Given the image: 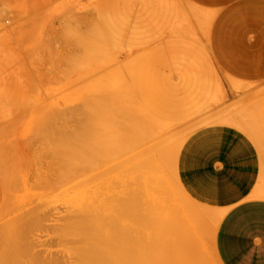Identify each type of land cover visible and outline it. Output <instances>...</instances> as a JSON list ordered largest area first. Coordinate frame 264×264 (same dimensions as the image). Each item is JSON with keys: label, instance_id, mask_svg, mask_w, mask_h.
<instances>
[{"label": "rangeland", "instance_id": "rangeland-1", "mask_svg": "<svg viewBox=\"0 0 264 264\" xmlns=\"http://www.w3.org/2000/svg\"><path fill=\"white\" fill-rule=\"evenodd\" d=\"M238 67L264 69V11L217 12L192 0H0V258L16 237L15 264H80L74 247L84 238L97 244L89 248L98 259L87 249L91 264L116 250L111 264H219L220 215L214 226L172 177L182 143L232 125L228 110L264 119V92ZM68 135L85 153L66 166L54 144ZM106 137L113 144L103 155Z\"/></svg>", "mask_w": 264, "mask_h": 264}, {"label": "crops", "instance_id": "crops-1", "mask_svg": "<svg viewBox=\"0 0 264 264\" xmlns=\"http://www.w3.org/2000/svg\"><path fill=\"white\" fill-rule=\"evenodd\" d=\"M192 1L217 12L264 11L255 9L264 7L261 0ZM234 71L253 78L254 87L264 92V69L238 67ZM257 103L262 108L263 101ZM226 115L233 116L229 119L233 126L209 125L182 143L174 178L192 204L220 215L213 239L219 264H264V128L260 127L264 119L241 111L228 110ZM242 117L254 127L251 132L236 126Z\"/></svg>", "mask_w": 264, "mask_h": 264}, {"label": "bare ground", "instance_id": "bare-ground-1", "mask_svg": "<svg viewBox=\"0 0 264 264\" xmlns=\"http://www.w3.org/2000/svg\"><path fill=\"white\" fill-rule=\"evenodd\" d=\"M160 10H161V9H160ZM163 10H164V7H163ZM163 10H162V12L164 13ZM181 11H182V9H181L179 12H181ZM193 11H194V10H193ZM182 12H184V11H182ZM182 12H181V13H182ZM185 12H186V11H185ZM187 12H188V11H187ZM194 12H195V11H194ZM194 12H189V13H194ZM196 14H197V13H195V14H190V15H195V17H197L198 15L196 16ZM198 14H199V12H198ZM203 14H204V13H203ZM207 15H208V14H207ZM207 15L204 14V16H207ZM199 16L201 17V15H199ZM199 16H198V17H199ZM204 16H203V19H204ZM192 17H194V16H192ZM208 18H210L209 15H208ZM208 18H207V19H208ZM196 19H197V18H196ZM198 19H199V18H198ZM203 19L201 18V20H203ZM205 20H206V18L203 20L204 23L207 21V20H206V21H205ZM185 21H186V20H185ZM182 22H183V20H182ZM208 23H209V20H208ZM208 23L206 22V24H208ZM180 24H181V21H180ZM206 24H204V25H206ZM206 26H207V25H206ZM178 28H179V27H178ZM184 31H185V30H184ZM189 31H190V30H189ZM189 31H187L186 33H189ZM178 33H179V32H178ZM181 33H183V31L180 30V35H181ZM183 34H184V33H183ZM183 34H182V35H183ZM189 35H191V34H189ZM191 36H192V35H191ZM91 37H93V36H91ZM78 41H79V40H78ZM86 43H87V42H86ZM90 43H92V42L90 41L89 44H90ZM79 44H80V43H79ZM92 44H93V43H92ZM92 44H90V45H92ZM84 45H85V43H84ZM90 45H89V46H90ZM81 47H83L82 44H81ZM87 47H88V45H87ZM92 47H93V46H90L91 49H92ZM83 48L86 49L85 46H84ZM91 49H90V50L87 49V50L92 51ZM93 49H94V48H93ZM83 50H84V49H83ZM87 50H85V52H86ZM85 52H83V53H85ZM83 53H82V55H84ZM88 53H89V52H88ZM80 55H81V54H80ZM86 56H87V55H86ZM88 56H89V55H88ZM86 58H87V57H86ZM86 58H85V59H86ZM83 60H84V59H83ZM88 61H89V60H88ZM85 65H87V64H85ZM85 65H84V66H85ZM77 66H80V65L77 64ZM81 67H82V65H81ZM82 77H83V76H82ZM198 79H200V78H198ZM201 79H202V78H201ZM197 81H198V80H197ZM110 90H111V89H110ZM108 92H109V91H108ZM132 93H133V92H132ZM84 96H85V95H84ZM124 96H125V95H124ZM95 98H97V97H94V99H95ZM99 98H101V97H99ZM84 99H85V98H84ZM87 100H88V98H87ZM96 100H97V99H96ZM132 100H133V99H132ZM89 101H90V100H89ZM83 102H84V101H83ZM86 102H87V101L85 100V103H86ZM90 102H91V101H90ZM113 103H114V102H113ZM88 104H89V103H88ZM92 104H93V103H91V106H92ZM83 105H84V104H82V106H83ZM85 105H86V104H85ZM88 106H89V105H88ZM94 106H95V105H94ZM106 106H107V105H106ZM84 108H85V107L83 106V109H84ZM90 108H91V107H90ZM94 108H97V107H93V110L95 111ZM100 108H101V106H100ZM84 110H85V112H86V109H84ZM91 110H92V109H91ZM98 110H100V109H98ZM101 110H102V109H101ZM104 110H105V109H104ZM96 112H97V111H96ZM104 112H105V111H104ZM83 113H84V112H83ZM88 114H89V113H88ZM88 114H87V116H89ZM92 114H93V113H92ZM117 114H118V113H117ZM84 115H85V114H84ZM97 115H99L98 112H97ZM101 115L104 116L105 114L102 113ZM101 115H100V117H101ZM90 116H91V115H90ZM92 116H93V117H92ZM92 116H91V117H92L93 119H95V118H94L95 116H94V115H92ZM100 117L97 116V118H100ZM85 119H86V118H85ZM83 120H84V119H83ZM87 120H89V118H87ZM87 120H85L84 122H86ZM91 120H92V119H91ZM91 122H92V121H91ZM81 123H82V122H81ZM98 123H99V125H100L101 122H98ZM92 124H95V123H92ZM157 125H159V124H157ZM162 125H163V124L161 123V126H162ZM80 126H81V125H80ZM84 126H86V123H85V125H83V127H84ZM92 126H93V125H92ZM163 126H164V125H163ZM236 126H237V127H240V128H241L242 130H244V131L246 130L247 132H251V131H252V130H251L252 128L254 129V127H251V126H249L248 124L246 125V124L243 122V120H238V121L236 122ZM80 128H81V127H80ZM86 128H88V127H86ZM98 128H100V127L97 126V129H96V128H95V129L98 131ZM104 128H105V124H104ZM81 129H82V128H81ZM83 129H84V128H83ZM95 129H94V130H95ZM84 130H85V129H84ZM90 130H91V125H90ZM99 130H101V129H99ZM87 131H88V130H87ZM97 131H96L95 133H97ZM93 132H94V131H93ZM87 133H88V132H87ZM91 133H92V131H91ZM97 134H98V133H97ZM249 134H250V133H249ZM252 134H253V133H251V135H252ZM84 135H85V133H84ZM86 135H87V134H86ZM80 136H81V135H80ZM80 136H79V137H80ZM88 136H89V135H88ZM90 136H91V135H90ZM105 136L110 137L111 135L109 136V134H108V135H105ZM83 137H84V136H83ZM92 137H93V136H92ZM94 137H97V135H96V136L94 135ZM102 137H103V136H102ZM107 137H106V138H107ZM73 138H74V137H73ZM73 138L69 137V135H68V136H65V137H63V138H61V139L56 140L58 143L56 142V143L54 144V145H56V144L58 145V152H59V155L63 158V160L65 161L66 159H68L67 162H66V166H69L70 163H72V162H76V163H78L79 161L84 160V153H85V152H83V151H84V146H81L80 148L78 147L79 149H78V148L76 149V147H77L79 144H77V146H76V144H75V140H74ZM76 138H77V137H76ZM80 138H81V137H80ZM89 138H90V137H89ZM111 138H113V137L111 136ZM115 138H116V137H115ZM78 139H79V138H78ZM100 139H101V138L99 137V142H98V143H100ZM107 139H108V138H107ZM107 139H105V141H106ZM82 140H83V139H82ZM85 140H86V139H85ZM108 140H109V141H106L107 144L105 143L106 146H107V148L105 147L106 149L104 148V145H105L104 142H105V141H103V146H102V148H103V150H104V149L106 150V153L104 152L103 155H105V154H107V153L109 152V150H110V149H109V148H110L109 146H111V145L113 144V141H112L111 139H108ZM116 140H117V138H116ZM91 141H93V140H91ZM101 141H102V140H101ZM79 142H81V141H79ZM84 142H85V141H84ZM86 143H88V141H87ZM115 143H117V142H115ZM179 143H180V142H179ZM82 144H83V143H82ZM84 144H85V143H84ZM96 144H97V143H96ZM100 144H101V143H100ZM100 144H99V146H100ZM74 145H75L76 147H75ZM90 146H93V144H90ZM113 146H114V145H113ZM115 146H116V145H115ZM97 147H98V145H97ZM117 147H118V146H116V148H117ZM93 148H94V147H93ZM95 148H96V147H95ZM111 148H112V147H111ZM93 150L95 151L96 149H93ZM100 150H101V149H100ZM105 150H104V151H105ZM94 151H93V153H94ZM86 152H87V150H86ZM97 152H98V153L100 152V151H99V147H98L96 153H97ZM101 152H103V151H101ZM101 152H100V153H101ZM174 152L176 153V151H174ZM100 153H99V154H100ZM175 153H174V154H175ZM87 154H88V153H87ZM171 154H172V153H171ZM171 154H170V156L173 157ZM174 154H173V155H174ZM174 156H175V155H174ZM174 158H176V156H175ZM85 159H87V158H85ZM169 161H170V160H168V162H169ZM153 162H154V161H153ZM171 162H173V161H171ZM173 164H174V163H172V165H173ZM171 168H173V167H171ZM164 169H165V168H164ZM173 169H174V168H173ZM173 169H172V171H173ZM2 176H3V175H2ZM173 177H174V176H173ZM173 177H172V180L175 179V178H173ZM175 180H176V179H175ZM175 180H174V181H175ZM174 181L172 182V184H173V183H176V182H174ZM167 182H168V181H167ZM176 184H177V183H176ZM170 185H171V184H170ZM170 185H169V186H170ZM177 185H178V184H177ZM177 185H176V186H177ZM4 186H5V185H4ZM167 186H168V185H167ZM169 186H168V187H169ZM147 187H148V186H147ZM149 187L151 188V186H149ZM164 187H165V186H164ZM164 187H163V188H164ZM168 187H167V189H168ZM163 188H162V189H163ZM139 190H140V189H139ZM154 190H155V189H154ZM146 192H147V191H146ZM153 192H154V191H153ZM180 192H181V191H180ZM143 193H144V191H143ZM143 193H142V194H143ZM154 193H156V192H154ZM177 193H179V191H178ZM181 193H182V192H181ZM145 194H146V193H145ZM179 194H180V193H179ZM182 194H183V193H182ZM154 195H158V194H154ZM150 196H151V195H150ZM182 197H183V195H182ZM185 197H186V196H185ZM185 197H183V199H185V201L188 200V199L185 198ZM150 199H151V198H150ZM162 199H163V198H162ZM150 201H151V200H150ZM185 201H184V202H185ZM188 201H189V200H188ZM158 203H159V202H158ZM147 204H148V203H147ZM152 205H153V204H152ZM160 205H161V204H159V206H160ZM161 206H162V205H161ZM188 207H190V206H187V208H188ZM190 208H191V207H190ZM192 208H193V207H192ZM156 209H157V208H156ZM191 210L194 211V209H191ZM202 210H203V209H201V211H202ZM183 211H184V210H183ZM184 212H185V211H184ZM195 212H196V211H195ZM198 212H200V211L198 210L197 213H198ZM205 212H206V211L203 212V215H204V214L208 215V216H207V220H210V219L212 218L211 216H213V213H211L212 215H210L208 211H207L208 214H207V212H206V213H205ZM197 213H196V214H197ZM190 214H191V213H190ZM2 215H3V214H2ZM206 215H205V216H206ZM4 216H5V215H4ZM196 216H197V215H196ZM200 216H202V213L200 214ZM2 217H3V216H2ZM208 217H209V218H208ZM210 217H211V218H210ZM217 217H218V216H217ZM194 218H195V217H194ZM203 218H204V217H202V219H203ZM112 219H113V218H112ZM204 219H205V218H204ZM83 220H84V219H83ZM100 220H101V219H100ZM104 220H105V219L103 218V221H104ZM106 220H107V219H106ZM108 220H109V219H108ZM195 220H196V219H195ZM199 220H200V218H199ZM213 220H214V221H213ZM213 220L211 219V220H210V223L213 221L212 224L215 226L216 224H214V223H217V222H218V219H216V218L213 217ZM80 221H82V220H80ZM109 221H110V220H109ZM112 221H113V220H111V223H110V224L113 223ZM77 222L80 223L79 221H77ZM101 222H102V220H101ZM114 222H115V221H114ZM198 222H199V221H198ZM81 223H82V222H81ZM115 223H116V222H115ZM69 224H70V223H69ZM69 224H68V226H69ZM72 224H73V225H72ZM72 224H70V226H73L72 231H73L74 233H76L73 229H74V227H75V225H76L77 223H72ZM196 224H197V223H196ZM5 225H6V224H5ZM78 225H79V224H78ZM78 225H77V226H78ZM81 225L83 226L84 224L82 223V224H80L79 226H81ZM85 225L87 226V223H86ZM209 225H210V224H209ZM77 226L75 227V230H76V231H79L81 227H80V228L78 227V229H79V230H78V229H76ZM100 226H101V225H100ZM100 226L98 227V229L100 228ZM113 226H114V224H113ZM113 226H112V227H113ZM115 226H116V225H115ZM25 227H27V225H26ZM69 228H71V227H69ZM103 228H104V227H103ZM211 228H213V227H211ZM81 229L84 230L83 232H87V230H88L87 227L84 228V226H83V228H81ZM86 229H87V230H86ZM89 229H91L90 232H92V229L94 230V228H89ZM96 229H97V228H96ZM100 229H101V228H100ZM113 229H114V228H113ZM85 230H86V231H85ZM103 230H104V229H103ZM116 230H117V229H116ZM24 231H25V230H24ZM68 231H69V229H68ZM70 231H71V229H70ZM72 231H71V233H72ZM80 231H81V230H80ZM80 231H79V232H80ZM99 231L101 232V230H99ZM95 232H97V231H95ZM102 232H103V231H102ZM11 233H12V232H11ZM11 233H10V235H9V233H8V235L10 236V238H11V237L13 238V236H12L13 233H12V234H11ZM14 233H15V232H14ZM81 233H82V232H81ZM81 233H80V234H81ZM87 233H89V230H88ZM111 233H114V235H115V231H114V232H111ZM1 234H3V233H1ZM6 234H7V233H6ZM16 234H18V233L16 232ZM72 234H73V233H72ZM92 234H93V233H92ZM94 234H96V233H94ZM97 234L99 235V232H98ZM103 234H104V233H103ZM103 234H102V235H103ZM106 234L109 235L110 233H109V232H108V233H105V237H106ZM73 235H75V234H73ZM77 235H78V233H77ZM81 235H83V233H82ZM81 235H79V236H81ZM84 235H85V233H84ZM84 235H83V236H84ZM89 235H90V234H89ZM112 235H113V234H111L110 236H112ZM114 235H113V236H114ZM9 236L6 235V237H8V238H7V241H8V239H9ZM15 236H17V235H15ZM18 236H20V234H18ZM21 236H22V235H21ZM91 236H92V235H91ZM96 236H97V235H96ZM103 236H104V235H103ZM110 236H109V238H110ZM73 237H74V236H73ZM81 237H82V236H81ZM84 237H85V236H84ZM94 237H95V236H94ZM99 237H100V236H99ZM105 237H104V238H105ZM114 237H116V235H115ZM114 237H113V238H114ZM0 238H1V237H0ZM2 238H3V237H2ZM15 238H16V237H15ZM15 238H14V240H16ZM19 238H20V237H19ZM19 238H17V240H18ZM75 238H76V236H75ZM91 238H92V237H91ZM102 238H103V237H102ZM104 238H103V240H104ZM106 238H107V239H106ZM106 238H105V240L108 241L109 238H108V237H106ZM111 238H112V237H111ZM117 238H118V237H116V239H115L116 241H117ZM76 239H77V241H79V242H77V245H79V246H80V244L83 243V240H84V243H85V242H86V243L89 242V241H86V239H84V238H81L82 240H81V239L78 240V238H76ZM89 239H90V238H89ZM92 239H93V238H92ZM100 239H101V238H100ZM131 239H134V238H131ZM14 240L11 239V242H10L11 244L8 243V242H6V243H8V245H6V248H5V250L3 251V255H2L1 258H0V259H1V261H0L1 264H10V261H11V260L13 261V262L11 261V263H12V264H15L14 262H16V261L19 262V259H21V257H19V259L17 258L18 260L16 259L15 256H17V257L19 256V255H17V254L20 252V250L18 251V249H17V248L15 249L13 246H14V245L18 246L19 243H22V241L18 243V241H20L21 239L18 240V241H17L18 244H17L16 242H14ZM24 240H25V239H24ZM24 240H23V242H24ZM96 240H97V239H96ZM96 240H95V241H96ZM2 241H3V240H2ZM9 241H10V240H9ZM75 241H76V240H75ZM80 241H82V243H81ZM101 241H102V240H101ZM109 241H110V239H109ZM109 241H108V242H109ZM112 241H113V240H112ZM112 241H110V242H112ZM13 242H14V244H13ZM90 242H93V240L90 241ZM90 242H89V244H87L88 246L86 245V243L84 244L86 247H83L84 245H82V246H81V249H80V247H78V246H77V249H75V247H74V250H77V252H75V253L73 252V253H74L73 255H75V254L77 253L76 255H78V258L76 257V260H79L78 263L80 262V264H91V263H89L88 261H90V260H89L90 255H91V256H92V254L94 255L95 251H92V249H90L91 247L93 248V244H94V242H93L92 244H90ZM118 242H119V239H118ZM26 243H27V242H26ZM26 243H25V245H27ZM103 243H104V242H103ZM103 243H102V244H103ZM114 243H116V242L113 241V244H114ZM0 244H1V243H0ZM118 244H119V243H118ZM118 244H116V245H118ZM28 245H29V244H28ZM89 245H90V246L92 245V246L89 248ZM94 245H97V244H94ZM98 245H99V247H100V244H98ZM111 245H112V244H111ZM116 245H114V246H116ZM19 246H20V245H19ZM22 246H23V244H22ZM106 246H108V245H106ZM106 246H103V249H104V250L107 249V248H105ZM2 247H3V246H2ZM99 247H98V248H99ZM108 247L110 248V246H108ZM21 248H22V247H21ZM21 248H20V249H21ZM24 248H25V247H24ZM98 248H97V250H98ZM100 248H101V247H100ZM14 249H15V250H14ZM26 249H27V248H26ZM79 249H80V251H78ZM87 249H88V253H90V255L87 254ZM103 249L101 248V250H103ZM115 249H116V248H115ZM0 250H1V249H0ZM2 250H3V248H2ZM21 250H22V249H21ZM23 250H24V249H23ZM89 250H91V251H89ZM93 250H95V248H94ZM108 250H109V249H107L106 251L108 252ZM111 250H112V247H111ZM14 251H15V253H16V251H17L18 253L15 255V254H14ZM24 251H25V250H24ZM98 251H100V250H98ZM109 251H110V250H109ZM116 251H117V250H116ZM116 251H115V252H116ZM110 252H111V251H110ZM115 252H112V253L114 254ZM120 252H122V251L120 250ZM120 252H118V253L120 254ZM192 252H193V251H192ZM25 253H26V252H25ZM25 253H24V254H25ZM70 253H71V252H70ZM100 253H101V252H100ZM104 253H105V252H104ZM104 253L100 255L102 259H103V256H102V255H105ZM125 253H126V252H125ZM129 253H130V252H129ZM188 253H189V252H188ZM190 253H191V252H190ZM19 254H21V252H20ZM106 254H107V253H106ZM109 254H110V253H109ZM113 254H112V255L110 254V256L112 257V259L119 258V256H118L119 254L117 255L118 257H116V258H113V257H114ZM116 254H117V253H116ZM127 254H128V253H127ZM179 254H180V253H179ZM192 254H193V253H192ZM13 255H14V256H13ZM76 255H75V256H76ZM87 255H88V257H89L88 259H87ZM130 255H131V253L128 254V257H129ZM20 256H22V255H20ZM23 256H24V255H23ZM23 256H22V257H23ZM108 256H109V255H108ZM115 256H116V255H115ZM125 256H126V255H125ZM13 257H14L16 260L13 259ZM92 257H95V255L92 256ZM92 257H91V258H92ZM97 257H98V256H97ZM97 257H95V258L98 259ZM106 257H107V256H106ZM111 257H107V258L110 259V260H109L110 262H111ZM128 257L126 256V258H128ZM188 257H189V255H188ZM188 257H186V258H188ZM126 258H125V259H126ZM180 258H181V257H180ZM6 260H9V263H5V262H7ZM14 260H15V261H14ZM91 260H92V259H91ZM103 260H104V259H103ZM106 260H107V259H106ZM181 260H182V259H181ZM101 261H102V260H101ZM109 261H107V264H111ZM112 261H114V260H112ZM115 261H118V260L116 259ZM127 261H129V258H128ZM176 261H178V260H176ZM108 262H109V263H108ZM16 263H17V262H16ZM113 263H114V262H113ZM116 263H117V262H115V264H116ZM93 264H94V262H93ZM97 264H98V263H97ZM99 264H101V263L99 262Z\"/></svg>", "mask_w": 264, "mask_h": 264}]
</instances>
